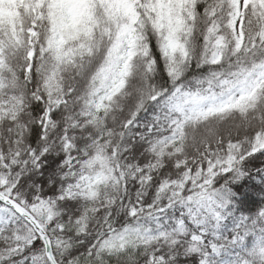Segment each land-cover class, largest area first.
Returning <instances> with one entry per match:
<instances>
[{
    "label": "snow or ice",
    "instance_id": "6c2138e0",
    "mask_svg": "<svg viewBox=\"0 0 264 264\" xmlns=\"http://www.w3.org/2000/svg\"><path fill=\"white\" fill-rule=\"evenodd\" d=\"M0 264H264V0H0Z\"/></svg>",
    "mask_w": 264,
    "mask_h": 264
}]
</instances>
